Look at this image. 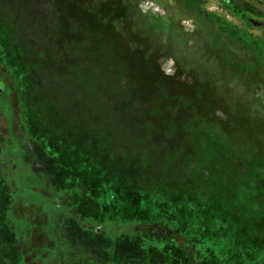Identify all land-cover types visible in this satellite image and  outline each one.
<instances>
[{"label":"rangeland","instance_id":"rangeland-1","mask_svg":"<svg viewBox=\"0 0 264 264\" xmlns=\"http://www.w3.org/2000/svg\"><path fill=\"white\" fill-rule=\"evenodd\" d=\"M228 1L243 16L222 0H0V66L6 70L0 74L11 93L13 82L20 84L11 106L0 100V135L12 134L2 167L9 183L0 174L1 221L10 192L17 201L11 217L26 240L33 231L34 248L48 231L46 213L67 204L98 222L138 221L148 212L173 228L186 222L180 232L220 251L222 241L211 231L221 225L198 205L199 194L182 211L167 202L166 192L194 189L193 178L210 179L211 169L222 167L234 183L223 194L264 179V157L259 171L251 172L243 159L229 158L244 148L264 156V28L257 26L264 25V0ZM91 103L128 115V134L118 136L120 153L108 160L123 156L126 166L111 162L112 173L89 159L99 150L89 127L100 125ZM235 111L243 126L236 129L226 122ZM212 122L219 125L216 132ZM191 138L198 152L207 139L215 144L210 166L185 160V147L179 156L174 152ZM148 165L157 166L160 176L166 165L183 171L187 186L162 179L168 190L155 185L150 196L138 186ZM209 187L213 197L219 194L214 183ZM166 211H175V219H167ZM66 227L74 241L75 226ZM2 228L12 263L20 250L12 251L15 241ZM38 248L36 258L44 250Z\"/></svg>","mask_w":264,"mask_h":264},{"label":"trees","instance_id":"trees-1","mask_svg":"<svg viewBox=\"0 0 264 264\" xmlns=\"http://www.w3.org/2000/svg\"><path fill=\"white\" fill-rule=\"evenodd\" d=\"M222 1L234 12L240 16L242 15V11L233 2ZM84 19L88 21L87 17H84ZM257 26L264 28V25ZM0 68L6 71L1 66ZM16 82H13L14 89L12 93L13 95L14 92L18 93L16 98H19L18 86L20 87V84L18 81ZM12 93L5 86L2 74H0V100L11 106ZM91 109L92 114L97 118L101 126L96 127L94 122V125L89 127L92 129L91 132H96L92 138L93 148L98 145L99 149L95 154L89 153V159L99 163L105 170L109 171L108 168H110L111 172H109L112 173L115 170L111 162L116 161L119 164V168L126 166L123 156L119 160H113L112 158L110 161L108 160L109 154L115 157V153H120V150L117 149L119 144L118 136L128 134L126 133L130 128L127 120L128 115L122 113L120 107L115 109L104 108L103 111H100V109L95 108L94 103H91ZM235 112L233 117L228 118L227 116L228 120L226 122L227 125L230 124L236 129L243 126L240 125L239 121L242 116L237 117L238 111ZM11 121L13 124V118L9 119V123ZM2 123L5 124V127L6 121L3 120ZM211 126L212 131L216 132L219 129V125L215 122H212ZM219 132L220 134L216 135H221L220 130ZM3 135L4 138L2 134L0 135V174L4 178L2 167L5 161L3 160L6 159V152L9 151L5 143L9 141V137L12 134L4 132ZM211 141L209 139L204 142L201 141L203 147L201 152H198L197 142L191 138L189 141L181 143L178 146L180 148L174 149V152H178L179 156L182 154L181 148L185 147L189 150L185 155V160H188V162L197 160L202 167L210 166V159H213V155L216 152V146ZM10 143H12V140ZM247 151L245 148L235 151L234 154L229 156L230 162L241 158L248 164L250 172L252 170L259 171L264 156H261L257 150L255 152L253 150ZM221 162L223 161L221 160ZM144 168L148 169L143 172L144 177L141 178L142 181L138 186L145 189V192L150 196L154 194L155 185L167 189L163 185L162 179L166 181L174 177L184 183V186L188 184L185 182L187 178L183 171L180 174L171 172L168 165L162 168L161 173L163 175L161 176L160 174L158 175L157 166L148 165ZM211 170L213 171L210 179L197 181L193 178V182L197 184L194 189L187 190L188 187H186V190L182 188L174 192L167 189L166 196L168 199L166 200L173 207L183 206L182 211H185L190 204L189 199L195 197V194L198 193V205L206 206L207 211L214 215L217 218V223L222 226H219L218 231H211L215 238L222 241V243H219L223 247L220 251L212 249L214 247L212 244L211 248H206L197 235L189 236L184 232H180L179 229L181 227L187 229L186 222L182 223L185 225L181 224L173 228L169 223H163L164 219L162 220L161 217L157 218L154 213L153 215L149 212L145 213L144 218L138 221L120 223L103 219L98 222L93 218H89L88 215L79 213L75 207L60 204L53 209L51 214L46 213L45 226H47L48 231L43 234L40 233L44 250H42L41 256L36 258L34 255L39 251L38 247L42 245L34 248L30 240L34 234L33 231L30 229L26 240L20 230L19 222L11 217V205L14 201H17L13 194L9 192V181L7 180L8 183L6 185L9 192H5L7 208L5 209L4 220L1 221L0 219V264H70L71 260L79 264H264V179H258L255 184L248 185L246 189L233 185L234 188L231 193L226 192L223 194L221 190L225 189L230 183L231 185L234 184L230 178L231 172L223 167L222 170ZM146 180L152 182H146ZM3 181L7 182L5 178ZM134 181L138 183L137 179H134ZM209 183H214L215 187H213V190L216 188L215 192L219 190L217 196L213 197V192L209 193ZM29 185L32 192L36 194L35 188H31L33 184L29 182L28 187ZM150 215H152L151 218ZM42 216L41 218L44 220ZM175 216V211L165 212L167 219L168 217L170 220L172 218L175 219ZM182 216L180 219H182ZM57 219H61V223L63 221L61 224L63 229L57 224ZM68 223L75 226L72 232V234H76L72 235L74 241L69 237L70 232L66 227ZM4 226L8 228L9 241H15L12 251L15 253L14 250L18 252L20 250V256L15 253L19 260L12 255L15 257L12 258V263H10L9 256L11 253L7 248L8 239L6 238V232L2 228ZM85 226L90 228L85 229ZM84 230L86 233L80 235L79 233ZM122 234H125V236L120 237ZM16 242H18L17 246Z\"/></svg>","mask_w":264,"mask_h":264}]
</instances>
